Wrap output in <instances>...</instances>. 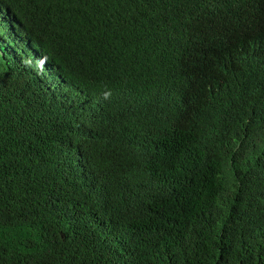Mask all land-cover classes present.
<instances>
[{"label": "trees", "instance_id": "1", "mask_svg": "<svg viewBox=\"0 0 264 264\" xmlns=\"http://www.w3.org/2000/svg\"><path fill=\"white\" fill-rule=\"evenodd\" d=\"M0 264H264V0H0Z\"/></svg>", "mask_w": 264, "mask_h": 264}]
</instances>
